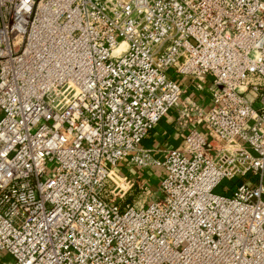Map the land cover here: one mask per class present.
<instances>
[{"label": "built area", "instance_id": "built-area-1", "mask_svg": "<svg viewBox=\"0 0 264 264\" xmlns=\"http://www.w3.org/2000/svg\"><path fill=\"white\" fill-rule=\"evenodd\" d=\"M4 255L264 264V0H0Z\"/></svg>", "mask_w": 264, "mask_h": 264}, {"label": "crops", "instance_id": "crops-1", "mask_svg": "<svg viewBox=\"0 0 264 264\" xmlns=\"http://www.w3.org/2000/svg\"><path fill=\"white\" fill-rule=\"evenodd\" d=\"M197 95V94H195ZM173 112L166 114L152 129L143 145L147 147H181L183 144V133L174 123Z\"/></svg>", "mask_w": 264, "mask_h": 264}, {"label": "rangeland", "instance_id": "rangeland-1", "mask_svg": "<svg viewBox=\"0 0 264 264\" xmlns=\"http://www.w3.org/2000/svg\"><path fill=\"white\" fill-rule=\"evenodd\" d=\"M178 81H179V78H178ZM210 84H211V78H208L207 83H206L205 92L202 93V95H204V94L207 93V90H208ZM145 174H146L145 176H147V178H149V180H150V190L148 192L150 194L156 188L157 182H156V180L154 178V174H153V171L152 170H147L145 172ZM236 180L234 182H236ZM226 183H230V182H227V181L223 182L222 185L219 186L216 189V191L217 192H221L222 191V188H223V185H225ZM132 201H133V196L132 197H129V202H132ZM9 260H10V256L9 255H7V256L4 255L3 257L0 258V263H2V261H7L8 262Z\"/></svg>", "mask_w": 264, "mask_h": 264}]
</instances>
